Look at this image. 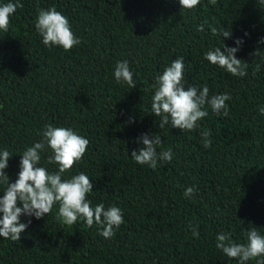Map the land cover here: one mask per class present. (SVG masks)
Segmentation results:
<instances>
[{"label":"trees","instance_id":"16d2710c","mask_svg":"<svg viewBox=\"0 0 264 264\" xmlns=\"http://www.w3.org/2000/svg\"><path fill=\"white\" fill-rule=\"evenodd\" d=\"M19 2L8 31L0 30V151L12 154L5 169L10 183L18 179L23 151L42 139L46 125L71 128L89 145L62 179L88 175L91 206L119 207L124 223L106 239L82 218L73 225L58 221L55 204L41 219L20 218L28 224L20 241L0 237V264H239L216 248V237L230 233L232 242L246 243L251 227L264 235V3L200 0L189 10L179 0ZM52 7L81 40L69 51L45 46L35 28L38 10ZM212 27L229 30L230 38L212 35ZM223 43L239 48L246 76L203 58ZM178 57L185 90L206 85L209 97L231 96L226 117L205 105L208 115L195 130L159 128L151 113L153 85ZM124 60L134 89L114 77ZM205 130L208 148L201 142ZM145 133L161 136L157 151L171 149L170 163L153 170L134 162L131 153L143 147ZM51 154L46 148L40 164L54 172ZM189 187L196 189L192 198L184 196ZM5 188L0 184V197Z\"/></svg>","mask_w":264,"mask_h":264},{"label":"clouds","instance_id":"9594fccd","mask_svg":"<svg viewBox=\"0 0 264 264\" xmlns=\"http://www.w3.org/2000/svg\"><path fill=\"white\" fill-rule=\"evenodd\" d=\"M261 2L264 3V0ZM179 3L182 9L191 10L200 4V0H179ZM209 3L214 6L217 0H209ZM22 7L23 4L19 0H9L8 3L0 5V30L8 31L10 16ZM35 28L42 37V43L48 47L58 46L69 51L81 43L71 30L69 20L55 7L38 10ZM197 30L204 31L203 25L198 26ZM211 32L212 35L219 34L222 38L231 36L230 31L224 28L218 30L212 27ZM235 43L240 45L242 41L236 40ZM238 51V47H228L223 43L222 48L209 49L203 58L233 76L244 77L247 75V65L237 58ZM184 67V58L178 57L155 78L151 113L160 118L161 129L171 124L172 128L182 132L195 130L199 127L198 121L208 115L204 110L205 105H209L217 116L228 115L226 101H229L231 96L224 93L209 97V88L206 85L202 88L190 85L185 90ZM114 77L118 84L126 83L132 89L136 87L127 60L116 63ZM259 111L264 115V107ZM41 135L39 142L23 151L21 170L14 183H10V178L5 172L12 154L7 149L0 151V184L6 185L4 195L0 197V213L3 214L0 218V237L20 241L21 233L28 227V224L21 222L22 216L41 219L45 215L48 216L53 206L58 204L56 219L61 223L73 225L78 218H82L89 228L95 225L102 237L112 238L116 234L115 229L124 223L122 210L115 205L106 209L103 203L92 207L87 197L94 186L85 173L80 172L70 179H62L65 173L82 160L89 140L71 128L55 127L51 124L45 126ZM200 135L203 138V147H210L211 132L205 130ZM139 141L143 147L131 153L135 163L147 165L155 170L158 162H171V149L157 151V146L162 144L158 134H142ZM46 148L52 153L48 156V163L58 166V170L54 172H49L40 164L41 153ZM195 191V188L189 187L184 196L192 198ZM28 223L30 224L31 220ZM192 234L199 237V232L195 229ZM245 235L246 243H235L231 241L230 233L218 234L216 248L228 258L237 259L239 264H247L258 257L260 259H256V264H264V235H261L256 227H251Z\"/></svg>","mask_w":264,"mask_h":264}]
</instances>
